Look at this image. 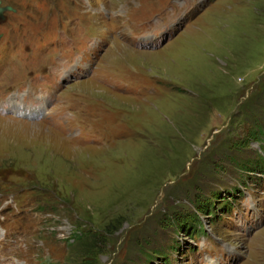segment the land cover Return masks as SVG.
Here are the masks:
<instances>
[{"label":"rangeland","instance_id":"374dc122","mask_svg":"<svg viewBox=\"0 0 264 264\" xmlns=\"http://www.w3.org/2000/svg\"><path fill=\"white\" fill-rule=\"evenodd\" d=\"M1 5L0 264H264V0Z\"/></svg>","mask_w":264,"mask_h":264},{"label":"bare ground","instance_id":"6f19581e","mask_svg":"<svg viewBox=\"0 0 264 264\" xmlns=\"http://www.w3.org/2000/svg\"><path fill=\"white\" fill-rule=\"evenodd\" d=\"M169 45V44H168ZM12 103V106L13 107H18V102L16 101V100H13V101H11V102H9L8 104H11ZM5 105H7V103H6V101L4 100V99H0V111H2L3 109H4V107H5ZM34 112V111H33ZM11 120V119H10ZM40 128H41V126H40ZM33 129V128H32ZM35 129V128H34ZM43 129V128H42ZM31 130V129H30ZM36 130V129H35ZM42 132H44V130L43 131H41V133ZM44 134V133H43ZM50 135V134H49ZM53 135V134H52ZM51 136V135H50ZM49 136V137H50ZM42 137V136H41ZM37 138V137H36Z\"/></svg>","mask_w":264,"mask_h":264},{"label":"water","instance_id":"95a60500","mask_svg":"<svg viewBox=\"0 0 264 264\" xmlns=\"http://www.w3.org/2000/svg\"><path fill=\"white\" fill-rule=\"evenodd\" d=\"M6 7H1L0 6V18H3L2 13L6 10Z\"/></svg>","mask_w":264,"mask_h":264},{"label":"trees","instance_id":"16d2710c","mask_svg":"<svg viewBox=\"0 0 264 264\" xmlns=\"http://www.w3.org/2000/svg\"><path fill=\"white\" fill-rule=\"evenodd\" d=\"M90 258H91V256H90ZM88 259H89V258H88ZM88 259H87V260H88Z\"/></svg>","mask_w":264,"mask_h":264}]
</instances>
